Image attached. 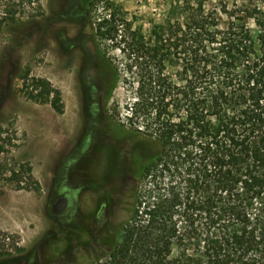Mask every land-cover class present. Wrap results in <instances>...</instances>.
Here are the masks:
<instances>
[{"label": "trees", "instance_id": "1", "mask_svg": "<svg viewBox=\"0 0 264 264\" xmlns=\"http://www.w3.org/2000/svg\"><path fill=\"white\" fill-rule=\"evenodd\" d=\"M89 27L127 59L129 121L154 151L119 242L87 264H264V0H167L148 36L120 8ZM19 79L25 98L64 113L48 80ZM7 180L41 191L28 164ZM0 235V264H23Z\"/></svg>", "mask_w": 264, "mask_h": 264}, {"label": "rangeland", "instance_id": "2", "mask_svg": "<svg viewBox=\"0 0 264 264\" xmlns=\"http://www.w3.org/2000/svg\"><path fill=\"white\" fill-rule=\"evenodd\" d=\"M119 8L133 28L148 36L151 27L164 19L167 0H0V18L8 17L0 29V127L6 142L0 153V233L7 236L4 248L23 264H87L104 257L122 235L121 229L116 231L113 240L100 242L104 245L97 251L100 240L81 231L71 218L70 197L76 190H69L70 182L83 180L94 159L92 148L83 142L87 127L83 118L88 117L80 108L88 101H80L78 68L87 86L92 80L99 82L101 63L106 99L97 103L94 117L102 122L105 117L104 125H121L125 136L141 137L142 125L129 121L132 94L123 72L128 61L110 40H93L89 27ZM25 70L60 90L63 114L20 93L19 75ZM88 107L93 109L90 103ZM141 138L153 146L145 135ZM19 164L32 168L39 193L17 190L7 180ZM128 202L122 222L133 208L132 195Z\"/></svg>", "mask_w": 264, "mask_h": 264}, {"label": "flooded vegetation", "instance_id": "3", "mask_svg": "<svg viewBox=\"0 0 264 264\" xmlns=\"http://www.w3.org/2000/svg\"><path fill=\"white\" fill-rule=\"evenodd\" d=\"M99 64V82L92 80L87 86L83 81L82 69L72 71V74L74 71L78 74L80 101L86 98L93 107L90 110L88 104L81 106L80 112L88 117L83 118L87 126L83 128V142L92 148L94 159L88 170L83 172V180L70 182L69 187V190H76L73 198L69 195L71 218L82 227L81 231L90 234L94 240H100L95 243L97 251L103 248L104 244L100 242L112 241L116 231L121 229L124 222L120 216L128 208L129 197L135 189L139 159L147 160L154 151V147L147 146L143 139L140 144L137 137L125 136L121 125H104L105 117H102L103 122L94 117L97 103L106 99V86L102 82V68ZM66 72L69 73L68 70ZM55 89L61 98L60 90ZM110 246L109 243L106 249H111Z\"/></svg>", "mask_w": 264, "mask_h": 264}, {"label": "water", "instance_id": "4", "mask_svg": "<svg viewBox=\"0 0 264 264\" xmlns=\"http://www.w3.org/2000/svg\"><path fill=\"white\" fill-rule=\"evenodd\" d=\"M135 187H136V184H135ZM135 187H134V188H135Z\"/></svg>", "mask_w": 264, "mask_h": 264}]
</instances>
